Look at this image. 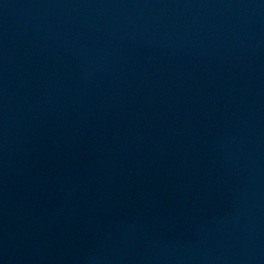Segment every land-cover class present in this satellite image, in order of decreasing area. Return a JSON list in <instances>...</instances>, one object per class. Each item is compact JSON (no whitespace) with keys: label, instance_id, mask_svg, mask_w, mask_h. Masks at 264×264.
<instances>
[{"label":"water","instance_id":"obj_1","mask_svg":"<svg viewBox=\"0 0 264 264\" xmlns=\"http://www.w3.org/2000/svg\"><path fill=\"white\" fill-rule=\"evenodd\" d=\"M0 264H264V0H0Z\"/></svg>","mask_w":264,"mask_h":264}]
</instances>
